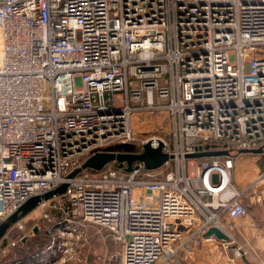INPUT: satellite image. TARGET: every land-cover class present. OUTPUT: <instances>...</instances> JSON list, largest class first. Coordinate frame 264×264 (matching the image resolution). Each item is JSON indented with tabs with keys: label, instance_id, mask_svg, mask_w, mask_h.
Masks as SVG:
<instances>
[{
	"label": "built area",
	"instance_id": "2783aa9c",
	"mask_svg": "<svg viewBox=\"0 0 264 264\" xmlns=\"http://www.w3.org/2000/svg\"><path fill=\"white\" fill-rule=\"evenodd\" d=\"M158 110L170 140L139 138L133 116ZM115 143L170 158L70 176ZM199 146L228 153L187 157ZM260 147L264 0H0V225L66 183L67 214L108 230L123 264H182L227 248L206 232L233 239L228 221L260 200L264 171L234 179L236 153Z\"/></svg>",
	"mask_w": 264,
	"mask_h": 264
},
{
	"label": "rangeland",
	"instance_id": "374dc122",
	"mask_svg": "<svg viewBox=\"0 0 264 264\" xmlns=\"http://www.w3.org/2000/svg\"><path fill=\"white\" fill-rule=\"evenodd\" d=\"M132 125L134 132L141 139L153 135H158L167 140L171 138L169 134L171 122L169 116L163 110L148 111L142 114L137 113L132 118ZM207 152L210 153L209 156H215L216 152L224 153L225 150L220 151L213 148L207 150ZM236 154L238 155L234 168L235 179L239 183H244L247 181L244 176L250 171L249 167L252 169L253 166L256 167V163H259V161H256L257 159H254V155H259V152L256 150L254 152L241 150L240 153L237 152ZM247 158L252 160L249 161ZM258 160L262 162L263 159ZM66 190V183L56 187L60 197L63 196ZM38 198V196H35L33 206L26 212L18 214V218L26 222V225L23 223L25 230H21V232H26V242L23 243L25 237L23 240L20 239L22 236L20 230L13 231L9 235L8 241H4L6 246L9 247L8 249L12 250L11 255L25 250L27 252L26 255L35 252L40 253L41 251L44 254L34 262V264H39L46 253L49 254L55 251L57 255L54 261H57L58 264H123L122 244L115 240L108 230L82 219H75L70 213L67 214L63 198H54V201H48V207L45 205L44 208L39 205ZM67 218H69V221H67ZM62 221L69 223L65 224ZM11 225L12 223L9 221L1 223L5 232L9 230ZM65 230L67 232L70 231L71 235L66 237L67 234H63ZM14 239L18 242L12 246L11 243ZM225 242L228 247L224 248L221 246L223 250L234 248L232 247L233 239H228ZM24 246H26V249H24ZM5 259L4 261H6ZM11 260V256L8 257L6 264H11Z\"/></svg>",
	"mask_w": 264,
	"mask_h": 264
},
{
	"label": "crops",
	"instance_id": "0c3cea01",
	"mask_svg": "<svg viewBox=\"0 0 264 264\" xmlns=\"http://www.w3.org/2000/svg\"><path fill=\"white\" fill-rule=\"evenodd\" d=\"M254 156L256 157H254V159H257L256 161H259V163H256V167L253 166L252 169L249 167L251 173L249 171L246 173L247 175L244 176L247 178L246 182L239 183V181L235 179L234 173V179L236 183L241 186L246 185L260 172L264 171V152L259 153V155L255 154ZM247 159H249V161L252 160L251 158ZM258 159L263 160L261 162V160ZM60 198L62 197H57V199ZM52 200L54 201V199H51L50 201ZM246 203L251 206H247L248 213L241 218L229 220L227 223L232 229V231L230 229L229 231L233 235V249L229 248L227 250H223L221 245L208 244L197 250L195 253H189L188 255H185L182 264H264V193L261 194L259 201H256V199L253 197H248L246 198ZM39 205L44 208L45 205H48V203ZM18 222L20 224H18ZM18 222L11 225L9 228L8 237L3 238L0 241V259L4 261V258H6V261H4L6 264L7 258L11 256V264H15L17 262H20L21 264H34V262L37 261L44 253H33L26 255L25 250L19 252L18 254L14 253V255H11L12 250L8 249L9 247H7L4 243V241L9 239V235L12 234L13 231L20 230L21 232V230H25L24 224L26 225V222L22 219ZM19 225H23V227L19 228ZM21 233L23 236H25L23 241V243H25L26 232ZM236 249H239V252L241 253L240 255L235 253Z\"/></svg>",
	"mask_w": 264,
	"mask_h": 264
},
{
	"label": "water",
	"instance_id": "95a60500",
	"mask_svg": "<svg viewBox=\"0 0 264 264\" xmlns=\"http://www.w3.org/2000/svg\"><path fill=\"white\" fill-rule=\"evenodd\" d=\"M200 151L195 154L187 155V157H205L209 156L210 153L207 151H203V147H198ZM141 147L137 144L133 143H115L110 144L106 147L101 148L100 150L95 151L90 157H88L81 166L77 167L70 176H74L83 170L86 169H94L97 171L102 170L106 165L111 162H117L119 167H124L126 171H131L134 162L139 161L143 162L148 169H156L160 167L166 160L170 158V156L162 151L161 146L158 148H152V146L148 143L143 146L142 152H139ZM257 151L259 153L264 152V147H260L253 150H243L246 152H254ZM228 153V152H224ZM224 153L216 152L215 156L222 155ZM56 196H59L56 189L50 190L43 194L42 196H38L39 204L42 201L50 200ZM34 204V197L30 198L27 202H25L18 210L13 213L6 221L10 223H16L20 219L18 218V214L26 212L30 207ZM35 230H37L35 228ZM6 232L4 228L0 225V241L4 238ZM214 234L220 239L228 240L229 236L222 231L220 228L213 226L209 228L206 232V235Z\"/></svg>",
	"mask_w": 264,
	"mask_h": 264
},
{
	"label": "bare ground",
	"instance_id": "6f19581e",
	"mask_svg": "<svg viewBox=\"0 0 264 264\" xmlns=\"http://www.w3.org/2000/svg\"><path fill=\"white\" fill-rule=\"evenodd\" d=\"M69 232H70V231H69ZM69 232H67V230H65V233H63V234H67L66 237H68V235H71V232H70V233H69ZM63 236H64V235H63ZM56 255H57V254H56L55 251L50 252L49 254L46 253V254L41 258L39 264L44 263V262H45V264H46L48 261H50V260H51L52 258H54V256H56Z\"/></svg>",
	"mask_w": 264,
	"mask_h": 264
},
{
	"label": "trees",
	"instance_id": "16d2710c",
	"mask_svg": "<svg viewBox=\"0 0 264 264\" xmlns=\"http://www.w3.org/2000/svg\"><path fill=\"white\" fill-rule=\"evenodd\" d=\"M112 163H114L116 166H119V164L117 163V162H112ZM103 170V169H102ZM86 171H89V172H91V173H97V170H94V169H86ZM246 203V202H245ZM246 205L247 206H249L248 205V203H246ZM249 207H251V206H249ZM24 249H26V246H24ZM27 253V252H26ZM35 253H39V252H35ZM40 253H41V251H40Z\"/></svg>",
	"mask_w": 264,
	"mask_h": 264
}]
</instances>
